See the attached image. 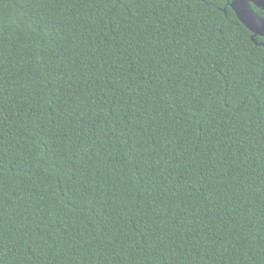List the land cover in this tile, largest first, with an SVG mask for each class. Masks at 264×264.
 <instances>
[{
  "label": "trees",
  "instance_id": "16d2710c",
  "mask_svg": "<svg viewBox=\"0 0 264 264\" xmlns=\"http://www.w3.org/2000/svg\"><path fill=\"white\" fill-rule=\"evenodd\" d=\"M230 2L0 0V264H264V37Z\"/></svg>",
  "mask_w": 264,
  "mask_h": 264
},
{
  "label": "water",
  "instance_id": "95a60500",
  "mask_svg": "<svg viewBox=\"0 0 264 264\" xmlns=\"http://www.w3.org/2000/svg\"><path fill=\"white\" fill-rule=\"evenodd\" d=\"M253 5L264 10V0H231L230 2L231 9L251 32L252 39L256 42V36L264 37V17L253 9Z\"/></svg>",
  "mask_w": 264,
  "mask_h": 264
}]
</instances>
